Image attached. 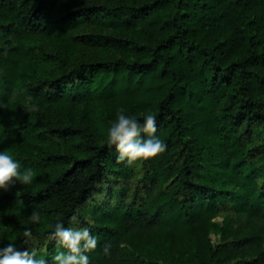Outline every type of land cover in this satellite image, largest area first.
Returning a JSON list of instances; mask_svg holds the SVG:
<instances>
[{"label":"trees","instance_id":"16d2710c","mask_svg":"<svg viewBox=\"0 0 264 264\" xmlns=\"http://www.w3.org/2000/svg\"><path fill=\"white\" fill-rule=\"evenodd\" d=\"M120 109L166 151L119 160ZM0 150L35 174L0 191V247L32 227L51 261L75 213L91 264H264V0H0Z\"/></svg>","mask_w":264,"mask_h":264},{"label":"clouds","instance_id":"9594fccd","mask_svg":"<svg viewBox=\"0 0 264 264\" xmlns=\"http://www.w3.org/2000/svg\"><path fill=\"white\" fill-rule=\"evenodd\" d=\"M29 111L38 112L39 105L26 98ZM142 118V119H141ZM157 115L153 111L127 114L124 109L117 112V118L111 123L106 133V143L114 147L118 159L128 164L143 162L163 154L168 145L157 132ZM141 171V175H142ZM34 170L23 167L14 154L0 150V191H7L14 184L31 185L34 182ZM30 224H38L42 213L34 209L28 217ZM73 226H66L65 217L58 213L54 221L47 223L48 242H55L56 252L51 261L46 255L37 254L39 239L32 227L22 230L23 243L32 245L23 250L14 243L0 247V264H91L89 253L98 244L99 237L88 226L78 227L80 219L77 214L68 220Z\"/></svg>","mask_w":264,"mask_h":264},{"label":"rangeland","instance_id":"374dc122","mask_svg":"<svg viewBox=\"0 0 264 264\" xmlns=\"http://www.w3.org/2000/svg\"><path fill=\"white\" fill-rule=\"evenodd\" d=\"M214 221L220 222V221H222V217H220V216L215 217ZM210 237H211V240L213 243H217L219 241L220 236L216 232H211Z\"/></svg>","mask_w":264,"mask_h":264}]
</instances>
